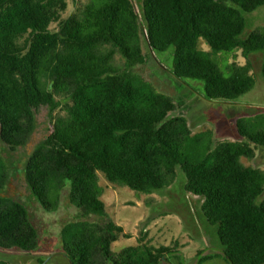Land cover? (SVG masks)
Returning <instances> with one entry per match:
<instances>
[{
    "label": "trees",
    "instance_id": "obj_1",
    "mask_svg": "<svg viewBox=\"0 0 264 264\" xmlns=\"http://www.w3.org/2000/svg\"><path fill=\"white\" fill-rule=\"evenodd\" d=\"M142 2L138 10L135 0H89L65 17L68 0H0V249L39 248L28 206L1 193L11 176L9 154L28 145L39 106L51 104L60 105L52 132L25 164L28 190L46 211L59 208L69 187L84 217L105 216L100 173L149 194L173 185L182 171L185 191L201 198L221 242L222 253L199 264H264V169L243 162L264 148V116L237 120L241 140L216 141L211 129L194 133L185 98L160 92L133 71L148 60L144 43L152 51L174 48L168 70L178 81L202 83L199 94L211 102L237 100L256 79L251 63L230 62V55H264V27L243 37L246 15L264 0ZM121 236L131 234L114 220L72 221L62 229V255L69 264H162L181 254L178 240L154 244L147 232L116 251Z\"/></svg>",
    "mask_w": 264,
    "mask_h": 264
},
{
    "label": "rangeland",
    "instance_id": "obj_2",
    "mask_svg": "<svg viewBox=\"0 0 264 264\" xmlns=\"http://www.w3.org/2000/svg\"><path fill=\"white\" fill-rule=\"evenodd\" d=\"M89 0H68L69 6L65 17L77 13ZM138 10L143 9L142 0H135ZM248 26L243 34L246 37L253 30L264 27V7L247 14ZM201 48L209 50V46L202 41ZM144 50L148 54L145 64L138 65L134 72L142 74L160 92L186 100L188 109L185 110L194 133L211 129L215 140H241L236 126L239 118L264 116V77L262 64L264 55L261 52L243 53L241 50L230 55V62L236 60L239 64L251 63L256 79L255 87L232 102L208 101L199 92H203V84L188 79L186 84L178 81L170 72L173 65L174 48L167 51H152L146 43ZM180 84L184 89L180 91ZM58 106L41 104L37 111V129L26 147L19 148L9 154L11 176L6 189L1 195L24 202L31 213L34 225L37 227L41 242L39 248L27 253L19 250L0 249V261L12 264H69L62 255V229L72 221L89 220L105 223L114 220L124 227L131 237L121 236L113 244L116 251L131 245H137L143 232L148 233V239L154 244H170L178 240L181 245L179 258L170 257L162 264H199L204 255L222 253L221 242L217 234V227L211 226L204 217L202 200L188 194L184 185L186 176L179 171L176 182L168 188L156 190L149 194L138 193L128 187L111 184L100 173L101 185L104 188L102 199L107 205L105 216L90 215L84 217L81 210L75 206L70 198L69 187L62 192L59 208L48 212L33 197L28 190L25 177V164L28 156L36 145L47 138L52 132L51 117L59 111ZM181 110L170 113L168 118L180 114ZM246 165L264 169V148L257 149L256 158H243ZM264 199V193L259 201ZM204 250L203 255H198ZM203 264H230L223 258H214Z\"/></svg>",
    "mask_w": 264,
    "mask_h": 264
},
{
    "label": "water",
    "instance_id": "obj_3",
    "mask_svg": "<svg viewBox=\"0 0 264 264\" xmlns=\"http://www.w3.org/2000/svg\"><path fill=\"white\" fill-rule=\"evenodd\" d=\"M45 264V263H44Z\"/></svg>",
    "mask_w": 264,
    "mask_h": 264
}]
</instances>
